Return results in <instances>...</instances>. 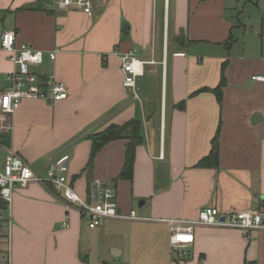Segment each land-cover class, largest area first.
<instances>
[{
  "label": "crops",
  "instance_id": "0c3cea01",
  "mask_svg": "<svg viewBox=\"0 0 264 264\" xmlns=\"http://www.w3.org/2000/svg\"><path fill=\"white\" fill-rule=\"evenodd\" d=\"M57 1L0 0V36L13 31L18 46L57 51L32 69L69 92L55 104L24 100L9 117L12 129L0 134L10 138L1 144L4 157L13 149L42 180L15 189L11 225L0 230L10 239L8 264H264V231L222 226L194 227L179 261L166 222L196 220L206 207L225 214L264 208V81L253 79L264 76V29L260 44L248 43L246 24L219 0H94L92 14L59 9ZM128 52L146 62L138 98L123 85ZM15 69L0 51V90ZM223 78L219 103L203 90ZM133 119L145 138L133 179L117 181L127 140L107 144L89 177L88 137ZM218 131L219 166L199 167ZM62 154L71 157L79 195L87 196L90 180L101 182L116 190L122 213L136 210L143 220L106 219L91 229L79 206L47 181L50 158Z\"/></svg>",
  "mask_w": 264,
  "mask_h": 264
},
{
  "label": "built area",
  "instance_id": "2783aa9c",
  "mask_svg": "<svg viewBox=\"0 0 264 264\" xmlns=\"http://www.w3.org/2000/svg\"><path fill=\"white\" fill-rule=\"evenodd\" d=\"M93 5L94 0H58L56 3L59 9L75 6L86 14H92ZM0 51L7 52L11 62L16 66V69L6 76L9 86L0 90L1 134L2 130L12 129L9 117L18 111L24 100H42L55 104L66 100L69 92L66 84L54 75L41 77L32 69L41 66L46 55L54 61L57 51L46 54L29 44L18 46L13 31H4L0 36ZM121 60L123 85L134 92V98H138L137 78L144 74L146 62L139 59L134 52L124 54ZM253 79L264 81V76L257 75ZM70 161L71 157L68 154L52 156L47 181L56 188L66 202L79 206L82 216L87 218L91 229H96L106 219L143 220L136 210H132L129 214L122 213L118 207L116 190L101 182L91 181L87 196L79 195L69 177ZM41 181L16 151L13 149L7 151L0 164V200L4 205L0 207V230L11 225L7 213L13 202L15 189L25 188L32 182ZM166 222L171 226V252L177 260L182 261L188 255L186 247L194 243V227L222 226L246 232L264 231V212L249 209L225 214L218 208L206 207L199 212L196 220L169 219ZM64 226L68 224L65 223Z\"/></svg>",
  "mask_w": 264,
  "mask_h": 264
},
{
  "label": "trees",
  "instance_id": "16d2710c",
  "mask_svg": "<svg viewBox=\"0 0 264 264\" xmlns=\"http://www.w3.org/2000/svg\"><path fill=\"white\" fill-rule=\"evenodd\" d=\"M224 85H225V79L223 78L218 88L214 90L204 89L203 92L206 91L213 92L218 102L221 103L223 99L222 88ZM218 137H219V131L217 132V134L215 135L212 141V150L210 154L201 160V162L198 164L199 167L217 168L219 166L220 155H219ZM88 139L92 143L89 162L85 170L86 174L89 177L91 175V170L93 169V164L96 156L107 144L117 140H127L128 142L126 144L125 164L117 181L133 179L134 166L136 160V150L138 146L144 144L145 142V138L143 134V123L140 120L133 119L122 125L112 124L108 126L105 130L90 135ZM9 140H10L9 136L1 137L0 144H9L10 142ZM91 181L92 180H90L88 184V191ZM71 183L74 186V182L72 179H71ZM3 206L4 205L0 200V207ZM261 211L264 212V208H262Z\"/></svg>",
  "mask_w": 264,
  "mask_h": 264
},
{
  "label": "rangeland",
  "instance_id": "374dc122",
  "mask_svg": "<svg viewBox=\"0 0 264 264\" xmlns=\"http://www.w3.org/2000/svg\"><path fill=\"white\" fill-rule=\"evenodd\" d=\"M226 2L228 8L232 10L236 21H243L248 29L247 42L248 43H261L262 29H264V0H219ZM212 2V1H211ZM229 12L226 14L228 17ZM234 35L239 37L241 30L236 29ZM4 158V150L0 144V164ZM4 228L1 229L3 231ZM9 235L0 237V264H8L9 253ZM105 264V263H98Z\"/></svg>",
  "mask_w": 264,
  "mask_h": 264
},
{
  "label": "water",
  "instance_id": "95a60500",
  "mask_svg": "<svg viewBox=\"0 0 264 264\" xmlns=\"http://www.w3.org/2000/svg\"><path fill=\"white\" fill-rule=\"evenodd\" d=\"M125 29H128V25H126V24L123 26V30H125ZM223 221H224V219H223Z\"/></svg>",
  "mask_w": 264,
  "mask_h": 264
},
{
  "label": "bare ground",
  "instance_id": "6f19581e",
  "mask_svg": "<svg viewBox=\"0 0 264 264\" xmlns=\"http://www.w3.org/2000/svg\"><path fill=\"white\" fill-rule=\"evenodd\" d=\"M184 239H187V238H184Z\"/></svg>",
  "mask_w": 264,
  "mask_h": 264
}]
</instances>
